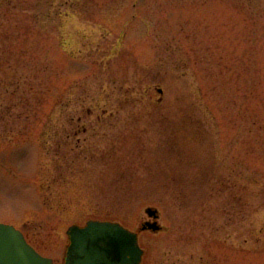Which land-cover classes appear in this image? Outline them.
I'll list each match as a JSON object with an SVG mask.
<instances>
[{
    "label": "rangeland",
    "instance_id": "rangeland-1",
    "mask_svg": "<svg viewBox=\"0 0 264 264\" xmlns=\"http://www.w3.org/2000/svg\"><path fill=\"white\" fill-rule=\"evenodd\" d=\"M89 221L264 264V0H0V224L64 264Z\"/></svg>",
    "mask_w": 264,
    "mask_h": 264
},
{
    "label": "water",
    "instance_id": "water-1",
    "mask_svg": "<svg viewBox=\"0 0 264 264\" xmlns=\"http://www.w3.org/2000/svg\"><path fill=\"white\" fill-rule=\"evenodd\" d=\"M156 217L153 210L147 211ZM157 230L154 225L142 227ZM69 246L64 264H141L143 251L138 236L117 223L89 221L84 227L67 230ZM0 264H53L40 256L20 231L11 225L0 224Z\"/></svg>",
    "mask_w": 264,
    "mask_h": 264
}]
</instances>
